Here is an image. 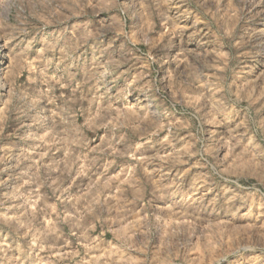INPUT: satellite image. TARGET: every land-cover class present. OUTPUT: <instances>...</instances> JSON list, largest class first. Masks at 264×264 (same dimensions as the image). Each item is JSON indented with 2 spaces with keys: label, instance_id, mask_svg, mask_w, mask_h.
Returning a JSON list of instances; mask_svg holds the SVG:
<instances>
[{
  "label": "rangeland",
  "instance_id": "374dc122",
  "mask_svg": "<svg viewBox=\"0 0 264 264\" xmlns=\"http://www.w3.org/2000/svg\"><path fill=\"white\" fill-rule=\"evenodd\" d=\"M0 264H264V0H0Z\"/></svg>",
  "mask_w": 264,
  "mask_h": 264
},
{
  "label": "bare ground",
  "instance_id": "6f19581e",
  "mask_svg": "<svg viewBox=\"0 0 264 264\" xmlns=\"http://www.w3.org/2000/svg\"><path fill=\"white\" fill-rule=\"evenodd\" d=\"M1 72H2V71L0 70V74H1Z\"/></svg>",
  "mask_w": 264,
  "mask_h": 264
}]
</instances>
